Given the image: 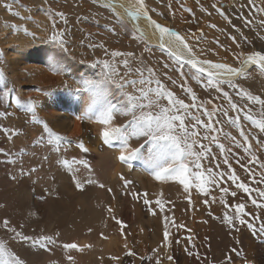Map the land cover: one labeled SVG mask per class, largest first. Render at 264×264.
I'll use <instances>...</instances> for the list:
<instances>
[{
  "label": "rangeland",
  "instance_id": "obj_1",
  "mask_svg": "<svg viewBox=\"0 0 264 264\" xmlns=\"http://www.w3.org/2000/svg\"><path fill=\"white\" fill-rule=\"evenodd\" d=\"M126 2L128 3V0H126ZM152 2L149 0H145V3H148L149 9L154 10L152 12H156L160 5L164 6V0H155L154 3ZM221 2L225 3V6H218L221 5ZM230 2L231 0H199V4L203 8L209 7V5H216L217 8H219L217 14L220 15V17L224 18L225 21L227 20L226 23H229L228 20L231 21L232 18L234 19L232 21L233 24L237 23V20H241L242 23H245V20L249 19V11L251 10L248 6V3H243L241 0H239L237 5L234 6V9L229 10L227 6L228 4H230ZM257 2L260 3L261 0H257ZM6 3L12 4V11H9L6 7H4ZM84 3L91 5L92 8L95 7L93 8L94 10H91L92 8H89L90 10H86L83 7ZM155 3H157L159 6L157 5L158 7H155ZM170 4H174L171 7H173L174 9L176 8L175 10L179 9L183 13H186V18H189L187 21L189 28H191L193 25L195 27H198V29L196 28V32H200L198 34L199 41L203 44L204 42H206L208 43V47L214 48L211 51H204L203 53L201 51V54H204L210 59H213L215 53L223 52L227 55V52H229L231 54L233 49L229 48V44L225 45V39L231 42L230 46L234 44L230 37L233 36V34H237L235 29L236 26L231 28L232 33L226 28L217 29V24L215 25L216 27H212V25L214 24L212 19L207 16V11H204V14H200L197 16L194 12V8L192 7V5H194L192 1H190V5H187V3H185V5L187 6L183 5V1L180 0H172ZM101 5V3H93V0H20L19 5L15 4L14 0H0V27L7 26V29L9 30L19 29L25 32V35H29L28 33H34V36L31 35L33 41H35L34 39H36V41L39 43L42 42L45 43V45L57 46L49 39L50 35L53 32L52 25L54 22L56 30H63L64 32L63 39L68 51L67 53H62V55L66 56L67 60L76 63L79 62L82 67L87 68V70H89V72L91 73L92 80L98 77L101 78L103 73L110 71L109 69H104L103 65L97 64V61L100 60H109L113 64V67H115L118 72L117 79L119 78V76H123L128 71V69L125 68L121 63L122 59L124 58L116 57L113 60L110 52L113 50L120 52H133L135 53L136 59L128 58L130 61V67L135 69L137 67H143L150 64L152 67L157 69L158 75L162 78V81L166 83L169 88L175 91L181 98L185 99L186 102H190V96L185 94L178 86L181 82L180 75L178 72L173 70L174 68L178 67V65L176 64L175 60L169 55L168 51H165L161 48L152 47L145 36L143 39L139 38V35L130 25H128L127 22L125 23V25H121L115 19L113 13L109 9ZM187 7H190V11ZM16 12H18L19 15H15ZM57 12L64 13V19L56 16L55 13ZM2 16L4 17L2 18ZM202 18L205 19L203 20L205 23H203L201 26L198 23ZM254 18H256L255 22L257 21L258 24L257 29L253 30L254 34H251L253 31L248 29L245 24H242L241 26V28L246 29L247 34L249 32V34L252 35L249 37V39H252L253 35H257L258 33L259 34L257 36L264 35L263 27L259 22L261 21V19L256 16H254ZM25 29L27 30V32L25 31ZM193 31H195V29ZM208 32H210L209 35L207 34ZM216 34L220 35L218 38L219 43L215 41V37H217ZM100 44H103L104 47H100ZM262 45H264V42ZM248 46H250V44L242 46L244 48L241 51H248ZM226 47L229 48V50L226 51ZM3 48L8 50V44L0 45V70H3L6 73L8 78L7 86L9 88L10 85H16L15 80H9V76L12 73L19 75L25 80H30L31 78L33 79V77L35 79L36 74L31 73L28 76L27 72L30 69L26 70L25 66H17L16 69H13L5 56L6 54L4 53ZM106 49L108 50L107 54ZM237 50L238 48H235L234 52L237 53ZM239 52L240 50H238V53ZM198 55L200 56V54ZM164 56L166 57V59H164ZM228 59L230 60V62L228 63H231L233 65L239 64L235 63V61L230 57H228L227 60ZM21 62H23V60H21ZM165 65H168L169 67L165 68ZM183 71L187 75V85L193 89L197 97H199L200 101H203V99L205 98L207 100H212L217 105L228 107L227 101L224 100L221 93H218L214 88L207 87L206 78L201 82L192 79V75L195 70L191 69L190 66L184 67ZM49 73L50 72L47 71L46 75L44 76L46 81H48L49 83L41 86V89L44 90V92L42 90L40 92L36 91V93L38 92L36 94L34 92L38 87H31V91H33L31 92V95L34 97L33 99H39L38 94H64L66 89H70L69 92L73 91L75 93H79L77 91V89L80 88V86H78L79 84L68 77V74L65 73L63 75H60V80L58 79L55 81V79H52L51 82ZM165 73H167V76L164 75ZM168 76H170L172 79L177 80V85H172L171 82L167 79ZM36 77L38 76L36 75ZM126 78L129 80L139 79L138 74L135 72H132ZM259 79H262L264 81V72H262L258 67L253 66L250 70L245 71V75L243 77L234 79V83L237 85L236 90H233V88L229 87L228 85L223 86V89L229 92L230 96L233 98V101L237 103L241 108H243L244 111H247L248 108H251V115H253L256 119H261L260 106L251 104L246 100V98L242 99L236 93L237 91L243 89L253 95L260 96L262 99H264V86L262 87L261 85L262 81L258 83L257 80ZM57 81L59 82L56 83ZM0 85L4 87L3 84ZM126 90L132 91L131 87L127 88ZM0 93L3 95V90H0ZM245 105H247L248 107H245ZM209 107H211V105H209ZM0 111H7L8 113H10V115L6 117H0V129H7L9 134H11L13 131L16 132V134L12 136L11 139H9L8 135H6L3 130H0V148H9V151L4 155H8L11 159V173L13 176V181L16 182L20 179H27L40 183L41 179L44 180V176L45 181H50L51 174L58 170L52 169L54 164L53 159L57 158V156H55L57 153L55 151H52L50 146L47 152L44 146H35L36 149H40V147L42 148V154L39 153L32 159L28 157L27 153L20 152L25 143H34V141H22V139L25 138L21 137V134H26L24 133L26 128H28L29 126L31 127V124L29 121H27V119H31L32 117L29 118L27 114H25L24 117L20 116L18 118H12V114L9 111V106H5L4 104H0ZM237 114L240 115L241 124L244 127L245 131L250 132L252 136L258 137L259 143L255 139L251 140L250 142L253 146V152L259 157V161L264 163V149L260 148V144L264 143V133H260L255 125H253L250 121L244 120L243 112L230 113V115L233 116ZM220 119L223 123V132L231 133V135L236 136L237 139H240L238 130L235 128V126L227 123L223 117H220ZM25 121L27 123H25ZM217 127H219V125ZM133 141L143 143V140L133 139ZM219 142L223 143L226 148L231 149V152L228 153V158L231 162L232 168L235 169L237 175L241 178V180L245 183H249L252 188H264V184L257 185L255 183H252L249 179V174L244 170V168L240 166V164L237 163V160H240L243 164L247 165L248 159L250 158L249 154L245 153L243 148L236 147L230 139L223 136L222 134L219 135ZM205 143L207 144L208 141H205ZM211 148L212 154L214 156L220 155V149L216 146V144H211ZM143 150L144 152L148 151L147 145H145ZM46 154L50 155L51 157L53 155L54 158L47 157V159H44ZM67 156L71 157L69 155ZM79 159L88 161V159L85 157L78 158V160ZM40 161L42 162L41 166H36L35 164ZM89 161L93 165L96 164L93 162V158H89ZM203 163L205 167H209L214 165L216 161H212V165H209L208 161H204ZM219 163L220 169H218V171H224L226 174L225 180L222 181L223 186L229 187L230 191H234L235 186L232 185L231 182L226 178L228 170L227 166L223 164L222 158L220 159ZM251 167L257 173L261 171L259 164H253L251 165ZM33 168L35 169L34 172L29 171ZM81 169L82 173H77V176L82 183L84 182L85 178H91L98 183L87 185L84 184V188L82 190L87 195L82 199L72 202L73 214L80 220V223L77 225H82L85 220L89 218L90 223L95 224L99 232H101L100 230L103 229L104 231H109L110 236L112 237L116 232L119 233V238H123L126 233L131 237V244L127 245V248L125 247V251H123L124 255L121 258L117 257L118 254H114V257L118 258L116 260H113L111 257H107L110 262L109 264H147L149 261L153 260V253L151 251H147L146 249L147 247H151V249L155 248L154 245L150 244V241L146 243L147 247H143L144 254L141 255L140 258L134 259L131 255L126 254L131 246V249L135 253V255H138L140 252L139 250H142H137V246L140 244V242L137 241L136 238L137 236H140V232H137L135 228L136 225H131V227L129 225V222L131 221V218H133L135 221H137V223L139 221H143V219H147L151 223L152 215L150 213L153 212L151 208L154 207L155 209H158L161 208V205L163 206L162 210L164 211H170L176 206L182 207V209H180L175 213L174 216H172L173 218L168 217L169 222H167L169 231L168 239L170 241V253L172 254L174 251H179V255L176 257V259L180 264H183V260H188L189 262H191V260L195 258V255H188L189 251L193 252L194 254H199L200 262L198 261V264H233L238 261L246 263L247 253L249 251L246 249L244 243H247V241H251L255 245L257 244L255 243V241L258 240V237H264V231L260 230L259 222H256V228L254 230L249 229L247 224H239L238 221L236 222L235 228H229L223 222V216L225 212L231 214L233 210L231 208H225V206L219 202L221 194L215 187L211 188L210 194L208 195L207 199L211 201L214 196L217 197V205L219 206V211L217 210L216 212L211 211V206L214 204V202L210 203L209 205L203 203L205 196L197 192L194 184L189 190L191 193L192 205H194L193 207L186 199L187 194L184 192V189L183 191L177 193V188L164 184V188L161 189V187H159L156 193H151L147 190L146 187H144V189L142 190L140 182L130 174L127 175L126 178H118L121 180L120 182H117L114 179H112V181L110 182L108 179L99 178L98 175L93 171L92 173H88V171L82 166ZM41 172H43L42 175H40ZM84 174H87L86 177H84ZM126 179H128V181H130L131 183L125 185ZM133 180H135L136 183H133ZM98 184H103L104 187L101 188L98 186ZM69 186L70 183L66 184L65 189H69ZM109 189H111V191H109ZM65 191L66 193H68L67 190ZM174 192L177 194V204L174 203ZM145 193L148 194V199L150 201V203L146 205L147 207H149V209L144 208L146 207L143 202V195ZM136 194H139V196H137ZM156 194L159 195L157 196ZM252 195L255 196L256 193L253 192ZM150 196L154 197V199L156 200L160 199L161 205H157L155 203L156 200L154 201ZM67 200L64 203L65 205H69V202H67ZM225 200L229 205H234L241 202L247 203V212L254 215L264 216V211L254 208L250 203L248 195L243 192H240L236 198H232L229 195L225 197ZM150 204H153L155 206L152 205L151 207ZM217 205L215 204V206ZM116 207L120 208V215L121 212L125 213L120 225L117 224L116 219H112L111 221H109L110 212L106 211V209L110 208L112 212H115ZM93 209H96L98 212H90ZM137 209L139 211V214L136 213ZM190 214L194 215L193 217L198 216L196 219L198 221L197 223L200 224V227L199 229H196V231L190 229L189 227V216H191ZM245 219L251 221L252 216H246ZM128 225L130 226L129 228H127ZM177 225H183V227L178 228ZM119 227L121 229H119ZM162 231L165 232V226L163 227V229L159 228L158 240H160V238H164V233ZM9 234L11 233L7 232V234H5L7 235V237L5 236L4 238H1L0 236V240L5 241L7 246L8 242L10 241L8 237ZM148 235L145 236V239H148ZM132 239L135 240L132 241ZM177 241H179V243H177ZM64 242L65 241H63L62 243ZM261 246L264 248V244H261ZM63 250L64 249L62 248V251ZM69 254L70 253L65 251L61 254L63 255L61 256L63 258L62 260H64L66 264H69V262L67 261V256H70ZM45 256L46 254L43 255V257ZM229 257L230 259H228ZM74 261L75 260L72 259L71 263L74 264Z\"/></svg>",
  "mask_w": 264,
  "mask_h": 264
},
{
  "label": "snow or ice",
  "instance_id": "obj_2",
  "mask_svg": "<svg viewBox=\"0 0 264 264\" xmlns=\"http://www.w3.org/2000/svg\"><path fill=\"white\" fill-rule=\"evenodd\" d=\"M14 2L17 5L20 4V0H14ZM98 2L100 0H93V3ZM197 3H199V0H197ZM101 6L109 9L121 25H125L126 21L127 23H131L133 29L141 39L144 38V32L139 26V21L143 19L147 22V25L154 30V33L158 34V46L168 51L169 55L178 65V67L173 69L179 73L181 78L178 86L185 94L190 96L191 100L190 102H186L185 99L169 88L158 75L157 69L150 64L135 69L130 67L128 58L136 59L135 53L113 50L110 52L111 57L113 60L116 57H123L124 59H122L121 63L128 69L127 73L119 76L117 79L118 72L109 60L97 61V64L103 65L104 69H109L110 71L103 73L102 77L98 80H84L81 82L83 86L77 89V91L88 93L89 103L86 111L81 116H78L77 119L94 120V122L101 125L99 136L102 142L105 145L113 146L115 144L118 146L119 154L117 159L122 162L143 158L142 150L147 145L149 156L146 162L149 163L151 174L156 180H178L184 187V192L187 194L186 199L190 205H192V200L189 190L193 184L197 192L205 196L203 203L206 205L215 202V197L211 201L207 199L211 188L215 187L221 194L219 202L225 208L233 210L231 214L225 212L223 216V222L229 228H235L238 221L239 224H247L249 229L254 230L256 222H259L260 230L264 231V216L247 212V203L241 202L229 205L225 200V197L229 195L232 198H236L240 192H243L248 195L250 203L254 208L264 211V188H252L249 183L241 180L235 169L232 168L228 158V153L231 152V149L226 148L223 143L219 142V135L222 134L230 139L236 147L243 148L244 152L250 156L248 164L245 165L240 160H237V163L249 174V179L252 183L257 185L264 184V163L259 161V157L253 152V146L250 142L255 139L259 143L258 137L252 136L250 132L245 131L239 114L235 116L230 115V113L243 112L244 120L250 121L260 133H264V99L243 89L236 93L242 99L246 98L251 104L260 106L261 119H256L251 115V108L244 111L243 108L233 101L229 92L223 89L224 85H228L233 90H236L237 85L234 83V79L243 77L247 66L255 65L264 72V49L248 53L243 51L233 53V57L240 67H234L228 63H214L208 59L198 58L185 36L153 19L150 11L154 10L149 9L145 0H128L127 6L120 3L119 0H103ZM248 6L250 9H254L255 12L264 14V0H261L259 5H257L256 0H248ZM4 7L12 11V4L6 3ZM213 7L217 6L213 5ZM117 8L123 9V14L117 11ZM15 15H19V13L16 12ZM55 15L64 19V13L62 12H57ZM228 22L231 24L230 20ZM245 23L249 24L251 21L246 20ZM260 23L264 25V20H261ZM52 27L53 32L49 39L58 46L59 52L49 54L48 67L53 73L63 75L66 72V67L61 54L67 53L68 49L63 39V30H56L54 22ZM212 27L216 26L212 25ZM25 31L27 32L26 29ZM236 31L240 33L239 39L236 36L230 37L236 48L239 49L244 45L252 43L243 35L239 28ZM28 34L34 36V33ZM259 39L264 40V35H260ZM99 46L104 47L103 44ZM107 52L108 50L106 49V54ZM186 66H190L191 69L195 70L192 79L201 82L206 78L207 87L214 88L218 93H221L224 100L227 101L228 107L217 105L212 100L200 101L193 89L187 85L186 74L183 71ZM168 67V65H165V68ZM132 72L138 74V80L126 78ZM164 75L167 76V73ZM167 79L172 85H177V80L172 79L170 76ZM0 84L4 85L3 96L5 98L11 96L13 103L25 112L31 113L32 119L42 125L40 140L44 141L46 139V143L52 151L59 154L61 153L62 145H70L71 141L67 136L54 131L46 121L37 116L36 107L39 103L37 100L31 97L23 100L15 94L14 88L7 86L8 78L3 70H0ZM129 87H131L132 91L126 90ZM36 90L41 91L40 89ZM245 107L248 106L245 105ZM8 115L10 113L7 111H0V117ZM117 116L126 117V119L122 124H117L115 122ZM220 117H223L227 123L235 126L240 139H237L231 133L223 132V123ZM218 125L219 127H217ZM0 130H3L9 139L16 134L15 131L9 134L7 129ZM133 139L143 140V143L133 148L131 146ZM205 141H208V143L206 144ZM211 144H216L220 149L219 156L212 154ZM77 147L84 153L89 151V148L85 146L83 141L78 142ZM260 148L264 149V143L260 144ZM64 151H67L66 147ZM4 152L5 149L0 148V153ZM221 158L223 159V164L227 166L226 178L235 186L234 191H230L229 187L223 186L222 181L225 180L226 174L224 171H218L220 169L219 161ZM44 159H47V156ZM204 161H208L209 165H212V161H216V163L205 167ZM58 163L65 166L72 173V179L77 189H83L84 184L98 183L91 178L86 179L82 183L77 176L79 168L74 167V165L82 166L88 173H92L93 170L87 160L72 158L70 162L67 158H60ZM253 164H259L261 169L259 173L253 170L251 167ZM29 171L34 172L35 169L33 168ZM121 178L123 179V177ZM130 183V181L125 180V185ZM98 186L104 187L103 184H98ZM253 192L256 193L255 196L252 195ZM136 195L139 196V194ZM143 202L145 205L150 203L147 193L143 195ZM155 203L161 205V200L157 199ZM192 206L194 207V205ZM162 207L161 205V209ZM108 210L111 212L110 208ZM249 215L252 216L251 221L245 219ZM168 219L166 216L164 245L170 243L168 239ZM117 223L122 222L117 221ZM177 227L180 228L183 225H177ZM0 228L11 233L12 239L30 244L34 248L38 247L50 250V245H59L65 252L81 250L80 246L75 242H59L57 239L58 233L56 237L43 234L39 236L27 235L22 230L23 225H20V230H18L16 226L11 224L8 218L0 221ZM84 247H87V245ZM125 247L127 248V245ZM153 251H156V249ZM126 254L135 255L131 250ZM188 255H195L197 261L200 259L199 254H194L191 251L188 252ZM67 259L72 261L73 258L67 256ZM112 259L116 260L118 258L112 257ZM168 259L171 260L172 257L169 256ZM0 264H26V261L14 251H11L5 241L0 240ZM157 264H160L159 259H157Z\"/></svg>",
  "mask_w": 264,
  "mask_h": 264
},
{
  "label": "bare ground",
  "instance_id": "obj_3",
  "mask_svg": "<svg viewBox=\"0 0 264 264\" xmlns=\"http://www.w3.org/2000/svg\"><path fill=\"white\" fill-rule=\"evenodd\" d=\"M149 1L152 2V0ZM180 1H183V5H185V3H187V5H190V1H192L194 4L192 5V7L194 8V12L197 16L200 14H204V11H207L206 14L208 17L212 19L213 24L218 25L217 29L226 28L228 29V31L231 32V28L233 27V25L236 26L235 29L239 28L243 33V35L246 36L249 41H252V44H250V46L247 47L249 50L246 51L245 53L254 50L259 51L264 49V45H262L264 40L259 39V36H257L259 33L257 35L256 34L253 35L252 39L251 38L249 39V37L252 36L251 34H254L253 30L257 29V25H258L257 21L255 22L256 18H254V16L259 17L261 20H264V14L255 12L254 9H251L249 11V19H248L251 21V23L246 24V23H242L241 20H237V23L233 24L232 21L234 19L232 18L231 24H229L226 23L227 20L225 21L224 18L220 17V15L217 14L218 11L217 9H219L217 7L214 8L213 6L209 5V7L203 8L199 3H197V0H180ZM238 1L239 0H231L230 4H228L227 6L229 10L234 9V6L237 5ZM241 1L243 3H248V0H241ZM119 2L125 4V6H127L128 4L126 0H119ZM154 2L155 0H153L152 3ZM171 2L172 0H164V6L163 5L159 6L157 3H155L154 6L155 7L159 6V8L156 10V12L150 11V15H152L153 19H156L162 25L171 27L174 30L178 31L182 36H185L187 38V42L193 48L198 58L200 59L208 58L204 54H201L200 52L202 51L203 53L204 51H211L214 48L208 47V43L206 42H204L203 44L202 42L199 41L198 34L200 32L198 31L196 32V28L198 29V27H195L193 25L191 28H189L187 24L189 18L188 19L186 18L185 16L186 13H183L179 9L175 10L176 8L174 9L173 7H171L174 5V4H170ZM98 3L102 4L103 0H100V2ZM148 3H146L147 6ZM256 3L257 5H259L261 2L258 3L256 0ZM224 4L225 3L221 2V5L218 6H225ZM83 7L86 10L87 9L90 10L89 8H92L91 5H88L86 3L83 4ZM93 8L91 10H94ZM187 8L189 9L190 7ZM117 11L123 14V9L117 8ZM42 16H46V15H42ZM3 17L4 16H2V18ZM203 20L205 19L202 18L198 24L202 26V24L205 23ZM242 24H245L248 27V29L252 30L253 32L251 34H249L248 32L247 34L246 29L241 28ZM128 25H130L133 28L131 23L130 24L128 23ZM139 26L143 30L144 36L148 39L150 45L154 48H160L158 46L159 43L158 34L154 33V30L147 25V22L141 19L139 21ZM262 27L264 30V25H262ZM194 29L195 31H193ZM207 34L209 35L210 32H208ZM237 34H233V36H236L237 39H239L240 33L237 32ZM216 35L217 37H215V41L217 42L220 35L219 34ZM32 39L33 38L31 35H25V32H23L22 30L19 29L9 30L7 29V26L0 27V45L8 44L9 49L8 48H7L8 50H6L5 48L3 49H4V53L6 54L5 56L9 61L11 67L13 69H16L17 66L18 67L25 66L26 70L30 69L27 72L28 76L31 73H34L38 76L36 77L35 75V79L33 77L34 80L32 78L30 80H25L15 73H12L9 76V80H15V84H16V85H10V88H14L15 94L23 100H27L29 97L34 98L31 95V92H33L31 91L32 90L31 87H38L37 89L42 90L41 86H44L45 84L49 83L48 81H46L44 77L47 71L50 72L49 76L51 82L52 79H55L56 81L59 78H61L60 76L61 74L53 73L52 71L49 70L48 67V56L53 52H59L58 46H54L52 44H51L52 46L45 45V43L42 42L39 43L36 41V39H34L36 41L35 42ZM225 40H226L225 45L229 44V48L233 49L231 54L229 52H227V55L223 52L215 53L213 59L208 58V60H211L214 63H228L230 62V60L229 59L227 60V58L230 57L235 61V63H238L233 57V53H236L234 52V49L236 48L235 44H232V46H230L231 42L228 41L227 39ZM229 48L227 49L229 50ZM243 48L244 47H241L238 50H240L241 52ZM198 54H200V56ZM62 56H63V63L66 67L65 73L68 74L67 76L70 77L74 82L78 83L79 84L78 86H80V88L83 86L81 83L82 81L92 80L91 73L89 72V70H87V68L82 67V65L79 62L76 63L73 61H69L67 60L66 56L64 55ZM164 59H166L165 56ZM21 60H23V62H21ZM228 64L234 67H240L239 64L237 65H233L231 63ZM253 66L255 65L247 66L245 68V71L250 70ZM98 79H100V77L94 78L93 80H98ZM257 81L258 83L262 81L261 85L262 87L264 86V81L262 79H259ZM58 82L59 81H57L56 83ZM0 90H4V87H2L1 85H0ZM66 90L64 94H60V93H57L56 95L52 93L46 95L38 94L39 99H36L39 102L36 107L37 116L40 119L46 121L54 131L67 136L71 141L70 145L67 144L62 145L61 153L59 154L57 153L55 155L57 156V158L53 159L54 164L52 169H58V170H56L54 173L51 174L50 181H45V176H44V180L40 178L41 179L40 183L27 179H20L17 180L16 182L13 181V176L11 173V159L8 155H4L6 152L9 151V148L3 147V149H5V152L0 153V156H2L0 157V205H2V207H0V221H2L4 218H8L11 224L13 226H16L18 230H20L19 226L23 225L22 230L27 235L39 236L43 234L46 236L56 237L58 233L59 236L57 237V239L59 242L62 243L63 241H65L64 243H68V242L77 243L80 246L81 250L68 251V253H70L69 255L75 260L74 264H109L110 262L107 257L112 258L114 257V254L116 255L118 254L117 257L121 258L124 255L123 251H125V245L131 244V237L129 234L127 235L126 233V235H124L123 238H119V233L117 232L112 237L110 236L109 231H104L103 229L100 230L101 232H99L96 228V225L90 223L89 218H87L82 225H77L80 223V220L73 214L72 202L84 198L87 194L83 192L82 189L76 188L72 179V173L69 172L65 166L58 163V160L60 158H67L71 162L72 158H76L78 160V158L85 157L88 159V163L90 164L91 169L93 170V172H95L98 175L99 178L108 179L110 182L112 181V179L116 180L117 182H120L121 180L118 178L121 177L126 178V176L130 174L140 182V186L142 187V190L144 189V187H146L147 190L151 193H156L159 187H161V189L164 188L165 187L164 184L177 188V193L183 191L184 187L179 183L178 180H172V179L156 180L155 177L151 174V168L149 166V163L146 162L149 156L148 151L144 152V150H142L143 158L140 159H133L126 162H122L118 160L117 159V156L119 154L118 146H116L115 144L113 146L105 145L99 136L101 125L94 122V120L77 119V117L81 116L87 109L89 103L88 93L86 92L75 93L72 90H71L72 92H69L70 89L67 90L66 92ZM36 91L37 90H35L34 93H36ZM42 91L44 92V90ZM206 100L207 99L205 98L203 99V101ZM0 104L9 106V111L12 114L11 115L12 118L14 117L18 118L20 116L24 117L25 114H27L29 118L32 117L31 113L25 112L22 108H19L15 103H13L11 96L5 98L0 93ZM125 119L126 117L117 116L115 122L117 124H122ZM27 121L30 122L31 127L29 126L28 128H26L25 132L23 131L26 134H21V137L25 138L22 139V141H29V142L34 141V143L33 144L25 143L22 147L23 151L20 150V152L27 153L28 157L32 159L35 155L39 153L42 154V148L40 147V149H36L35 146L37 145L44 146L46 148V152L48 151L49 146L46 143V139L44 141L40 140L42 125L39 124L37 121H34L32 118L27 119ZM25 123L27 122L25 121ZM80 141H83L85 146L89 148V151L87 153L82 152L77 147V143ZM139 144L141 143L135 142L133 140L131 141V146L133 148L138 147ZM65 147L67 148V151H64ZM67 155L71 157H68ZM45 156L54 158L53 155L52 157L48 154H46ZM89 158L91 159L93 158L94 159L93 162L96 164L93 165L89 161ZM41 164L42 162L40 161L37 162L35 165L41 166ZM74 167L79 168V171L77 173L79 174L82 173L81 166L74 165ZM42 174L43 172L40 173V175ZM86 175L87 174H84V177H86ZM85 180L86 178L84 179V181ZM126 180L128 181V179ZM134 182L135 180H133V183ZM69 183H70L69 189H65L66 184ZM65 190H67L68 193H66ZM156 195L158 196L159 194ZM214 197H215V202L211 206V211L216 212L217 210L219 211V206L217 205V197L216 196ZM151 198L154 201L156 200L154 199V197ZM66 200L67 202H69V205L64 204ZM176 202H177V194L174 192V203ZM215 204L217 206H215ZM152 205L153 204H150L151 207ZM144 208L149 209V207L147 206ZM151 209L153 210V212L150 213L152 215L151 223L147 219H143V221H139L137 223V221H135L133 218H131V221L129 222L130 226L136 225L135 228L137 232H140V236H137L136 238V240L140 242V244L137 246V250L142 249L139 250L140 252L138 255H131V256L134 259L140 258L141 255L144 254L143 249L147 247L146 243L150 241V244L155 246L154 249H156V251H153L154 249H151V247L146 248L147 251H151L153 253L152 256L153 260L149 261L147 264H157V259H159L160 264H180L178 263L179 261L177 262L176 259V257L179 255V251L178 250L177 252L174 251L171 254L169 244L167 245L163 244L164 238L163 239L160 238V240H158V235H159L158 232H159V228L163 229V227L165 226V217L167 216L170 218L174 216L176 212L182 209V207L176 206L172 208L170 211H164L161 208L155 209L154 207H152ZM93 211L98 212L96 209H93L90 212ZM106 211L109 210L106 209ZM120 211L121 210L119 207L115 208V212L109 211L110 212L109 221H111L112 219H116L117 221L122 222V218L125 215V213L121 212L120 215ZM136 213L139 214L138 209L136 210ZM193 216L194 215L189 216L190 218L189 227L190 229L196 231V229H199L200 224L197 223L198 221L196 218L198 216L197 217H193ZM117 224L120 225L121 223H117ZM129 225L127 228L130 227ZM0 229H1L0 230L1 238H4L5 236L7 237V235H5L7 234V231L2 228ZM89 229H91V231H89ZM119 229L121 228L119 227ZM162 232L164 233V231ZM146 235H148V239H145ZM8 237L10 239V241L8 242V247L10 248V250L14 251L18 256L24 259L26 261V264H66L64 260H62L63 258L61 257L63 256L61 254L65 250L62 251V247H60L59 245H50L49 246L50 250H45V249H40L38 247L34 248L30 244H25L18 240L14 241V239L11 238L12 234H9ZM134 240L135 239H132V241ZM255 243L257 244L254 245L253 242L251 241H247V243H244L246 249L249 251L247 253L246 263H242L238 261L233 264H264V248L261 246V244H264V237L263 238L258 237V240L255 241ZM85 245H87V247H84ZM131 247L129 250L132 251ZM44 254H46L45 257H43ZM169 256L172 257L171 260L168 259ZM67 261L69 262V264H72L71 263L72 261L69 260ZM196 263L198 264L196 258H193L191 262H189L188 260H183V264H196Z\"/></svg>",
  "mask_w": 264,
  "mask_h": 264
}]
</instances>
